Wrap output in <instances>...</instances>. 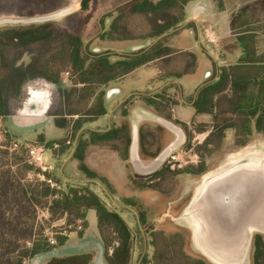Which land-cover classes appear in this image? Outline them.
Returning a JSON list of instances; mask_svg holds the SVG:
<instances>
[{"label":"trees","instance_id":"trees-1","mask_svg":"<svg viewBox=\"0 0 264 264\" xmlns=\"http://www.w3.org/2000/svg\"><path fill=\"white\" fill-rule=\"evenodd\" d=\"M22 1L23 9L19 15L24 19L46 16L48 3L52 4V12H55L75 2ZM127 1L100 19L102 0H82L80 12L62 22L32 23L0 30V118H7L8 98H20L26 83L44 79L62 84V75L68 72L73 85L65 93L66 115L78 117L73 126L77 133L86 124L108 114L106 92L102 89L143 66H157L160 79L164 81L196 74L199 68L196 54L167 46L169 38L160 40L148 51L141 50L130 55L115 52L99 54L87 50L85 34L96 28L97 24L101 27L100 31L103 30L101 38L106 42L156 41L185 22L186 7L195 0H123V3ZM214 1L220 9L225 8L224 0ZM28 3L35 4V9L28 10ZM3 12L4 5H0V14ZM252 16L250 8L246 7L234 15L232 21L233 34L244 51L243 57L236 65L221 66L218 80L201 89L194 101L197 115H209L213 119L212 123H202L195 128L198 134L209 133L205 142L195 148L200 163L185 170H172L165 165L151 175L131 178L137 188L167 194L163 184L167 185V181L172 184L174 176L206 174L207 158L222 148L229 131L234 132L235 143L240 147L247 146L256 134L264 135V53L259 49L258 32L250 28L261 20H254ZM109 19L113 21L107 27ZM35 48L40 50L38 54L34 52ZM13 53H29L30 63L16 65L12 59ZM174 88L175 94L164 91L142 100L171 120L172 108L181 102L179 90ZM127 115L124 112L123 116ZM67 123L63 127H67ZM182 125L188 128V124ZM153 131L152 127L146 125L140 132L142 157L150 161L162 152L157 147L158 139ZM6 138V143L0 142V264H28L34 258L51 252L54 247L49 244L46 230L54 223H66L57 235L58 246H64L68 241L65 231L77 232L80 222L82 229L78 235L83 238L89 228L90 211L97 214L98 230L108 264H133L134 238L131 227L118 209H110L91 188L93 183H64V179L56 173L43 172L31 165L25 150L10 154L6 148L3 149L10 145L13 137L7 134ZM45 142V138L40 137L37 143L45 146ZM131 142L128 122L106 133L84 131L74 158L81 162V171L95 179L96 173L83 163L87 148L99 144L112 146L127 161ZM46 148L52 150L55 156L63 157L69 146L67 140H60L49 142ZM30 175L36 178L32 179ZM39 175L46 180L37 178ZM48 181L61 186V189L53 188ZM40 210H47L50 214L44 224L38 222ZM140 215V225L147 226L145 214ZM150 236L152 240L149 245L154 247L155 252L151 259L145 257L143 264H211L201 256L188 254L180 233L167 235L152 230ZM94 259V254H81L53 259L47 264H93ZM251 262L264 264V236L260 234L253 238Z\"/></svg>","mask_w":264,"mask_h":264},{"label":"rangeland","instance_id":"rangeland-1","mask_svg":"<svg viewBox=\"0 0 264 264\" xmlns=\"http://www.w3.org/2000/svg\"><path fill=\"white\" fill-rule=\"evenodd\" d=\"M2 3L0 4L1 7L4 5V12L3 14H0V30L6 29V28H13L18 27L21 25H27L36 23L34 21H30L28 19H24L20 13V10L23 9V2L22 0H1ZM52 3H54L56 0H50ZM49 1V2H50ZM123 0H102L103 5V11L100 15L101 16L106 14H111L112 10H114L119 4H121ZM82 0H75V2L69 7L70 12L66 16H58L56 18V22H62L65 18H68L69 16H73L80 12V9L82 7L81 5ZM225 6L231 8V10H234L236 8L237 11L235 14H238L243 8L249 7L250 8V14H252V18L254 20H261V22H256L257 24L252 25L250 28L257 31L259 34V49L261 53H264V0H224ZM256 4H259L256 7ZM48 3L49 10L48 14H46L47 18L55 16L57 14L62 13L64 11L61 9L60 11L52 12L54 9ZM27 9L34 10L35 4L28 3ZM68 9V8H67ZM44 11V10H43ZM108 14V15H109ZM41 17V16H38ZM98 19V22H99ZM42 23V22H41ZM45 23V22H43ZM108 27V25H107ZM100 25L97 24V27L94 28L92 31L87 32L85 34V44L87 45V50L89 49L90 52L93 53H107V52H117L118 55H121L119 53V50L125 48L127 46L126 43L129 42H117V43H108L101 38V31H100ZM208 28L205 30L203 29V38L204 42L202 44H199L204 49L209 48V50L213 51L216 56H218V61H223L224 57L226 56V53L224 50L222 51V48H217L209 43L207 41V34L211 35L212 32L207 31ZM216 31V30H215ZM216 34L219 36V39L222 37L223 29L219 28V31H216ZM98 35L96 38L95 36ZM90 42V43H88ZM123 45V46H122ZM232 44L229 45V47ZM238 45L235 44V47L233 49H237ZM232 51V49H230ZM35 53H39L40 50L38 48L34 49ZM111 54V53H110ZM116 54V53H115ZM228 55V53H227ZM14 63L18 66L21 65H28L31 60V55L29 53H13L12 57ZM119 58H113V60H118ZM210 72L212 74L209 75V77L205 76V81L212 80L215 75V68L210 69ZM66 75L65 73L62 75V82L66 86H72V78L68 81H66ZM110 84L107 87L103 88L104 91H110V89L115 87L116 85ZM189 86L187 91V94L184 92V98H180L182 94H180V103L177 110H180V114L176 111V118L173 119V121L165 120V118H159L154 119V121L150 124V127L154 129V136L158 139V145L159 148L162 149V152L165 151L172 143L175 142L177 139V134L174 133L172 130H170L161 119H164L166 122L173 124L180 134L182 135V141L181 143L169 154L168 158L166 159L165 163L156 171L148 174L151 175L157 171H159L163 166L167 165L172 170H185L189 166H196L200 163L201 159L200 157L195 153V148L202 145L205 140L207 139L209 133L205 134H198L195 131V128L197 126H200L202 123H209L213 119L210 117L204 116L201 117H195L193 116L190 120V110L188 107L193 103V99L196 96L198 85H191L187 84ZM64 89L62 87L57 88V93L59 94V97L61 98ZM171 94H175V90L171 91ZM13 97V96H12ZM11 97V98H12ZM139 97H142L139 95ZM139 99V98H138ZM138 99H134L133 103L137 101ZM24 103V99L21 97L19 99H14V104L12 105V109L8 110V116L6 119L0 118V132L6 131L8 132V135L13 137L10 140L11 144L14 140H18L25 143H33V139L38 135V139L36 142H38L40 137H44L45 142V148L47 147V144L50 141L55 140H67V144L69 146L68 151L66 155L63 156V158L59 159V161L56 164V173L59 174L64 162L69 161L72 158V150L75 146L76 141L78 140V143L81 139L82 134H79L74 137L72 129H66L61 132L58 130L56 131L53 127L55 126V118H51L46 124L43 126H34V127H19L14 122V116L13 113L18 108L21 107V105ZM63 104V101H62ZM131 106V105H130ZM129 106V109H130ZM63 106L61 108H57L52 113H55L58 117L57 124L60 126L65 125L67 122H71L73 120H77L74 118H64L63 113ZM181 108V109H179ZM122 114V113H121ZM121 120V117H119L118 121ZM185 120L188 121L189 125L188 128L185 129L182 123H185ZM195 122V125H194ZM68 124V123H67ZM118 124V123H117ZM235 135L233 131L227 132V138L224 141V144L222 148L217 151L212 157L207 158L206 160V166L208 168V172L202 176H194V175H180V176H174L172 184L170 182H166L167 185H164V190H166L167 194H163L159 191L154 190H148V189H140L137 188L136 185H133V182L131 181V178H138V176H147V174L139 173L131 160V163H128V165H124L125 169H120V163L116 159L115 155L111 153L109 150H104L102 148L96 149L90 158L92 163L94 165H98V173L97 178L91 179L88 177V175L85 173L86 177L90 179L89 183H93L91 185V188L99 195L101 198L105 201L107 206L112 209H118L121 212L122 217L127 221L129 226L131 227L133 238H134V259L133 264H143V260L145 257H150V259L153 257L155 249L153 246L149 245V242H151V232L157 231V232H164L167 235H172L176 233H180L183 237V240L185 242V251L193 256H201L208 260L211 264H213L208 258H206L198 249L195 244V232L189 224L187 223V216L191 215L193 212V205L192 202L197 195L200 188H202L205 177L211 174L218 173L220 171H224V169L227 168L229 165V161L233 156H237L240 154H248V153H264V135L256 134L251 142L245 146L240 147L237 146L235 143ZM8 140L5 138L4 140H0L2 143H6ZM70 142V144L68 143ZM1 144V143H0ZM8 150L10 154H13L15 151L10 150V145L7 147H4L3 149ZM46 154V162L47 164H50L52 162V150L47 149ZM100 152H107L102 155H98ZM161 152V153H162ZM160 153V154H161ZM71 161V160H70ZM154 162L150 161V165ZM91 163V164H92ZM264 163V161H263ZM131 164V165H130ZM149 164H146L148 166ZM81 168V165L80 167ZM140 181V180H139ZM96 184V185H95ZM130 204L132 206H130ZM48 212L47 210H40L38 213V222L40 224H44L49 219H46L44 217V213ZM144 213L147 218V226H141L140 225V214ZM46 215V214H45ZM90 219L92 222V225L97 228V219L95 213H90ZM66 224V223H65ZM62 222L54 223L53 227L48 228L46 230H49L51 233H53L54 237L57 240V235L61 233L60 231L62 228ZM55 229L56 231H54ZM58 229V231H57ZM140 232H139V230ZM256 231L252 235V240L250 247L247 251L246 256L244 259L239 263L242 264H252L251 262V250H252V242L253 238L256 234H260L264 236V229H255ZM150 231V232H149ZM64 233V232H62ZM149 233V234H148ZM66 235H69L67 231H65ZM90 234V233H89ZM144 239V242L142 241ZM90 242L95 245V234H90ZM58 243V241H57ZM72 246H78L79 243L77 240L72 241ZM53 250L49 253L43 254L41 256H38L31 260L28 264H47L49 261L53 259L58 258H64L69 257L70 255H73L74 252H71L68 247L60 248L58 244L53 246ZM97 248V246L95 245ZM71 248V247H70ZM98 249V248H97ZM99 250V249H98ZM100 253V252H99ZM104 255L98 256L94 264H106L104 261Z\"/></svg>","mask_w":264,"mask_h":264},{"label":"crops","instance_id":"crops-1","mask_svg":"<svg viewBox=\"0 0 264 264\" xmlns=\"http://www.w3.org/2000/svg\"><path fill=\"white\" fill-rule=\"evenodd\" d=\"M128 2L129 1L125 3L122 2L111 12H114L116 9H118L119 7H121L122 5ZM70 6L64 8L63 10L71 11L69 8ZM237 9L238 8L231 10V8L227 6H225L224 9H220L214 0H195L186 7L185 22L182 23V25H180L177 29L162 36L164 38H169L167 42V46L176 48L178 50L192 52L196 54L198 58V62H199V68L196 74L191 75V76H186L181 79L164 81L160 79V70L158 69L157 66H155L154 64L143 66L142 68L137 69L136 71L132 72L126 77L121 78L118 81L110 83V84L115 83L114 85L116 86L114 88L112 87L110 91L109 90L105 91L108 114L104 117H101L97 121L86 124L84 128L77 133L74 132V127H73L74 121L76 120H73L71 125H69L70 122H68L67 127H63V125L59 126L57 124L58 117L54 115L55 113H52V111H54L55 109L61 108L63 106L62 108L63 117L70 118L66 115L65 93H66V90L70 89L72 86L71 87L66 86L63 84L64 82H62V84H54L44 79H38V80L26 83V85L23 87L20 97L24 99V103L21 105L20 108L14 111L13 113L14 122L19 127H23V128L43 126L51 118L56 117V121L54 124L55 126L53 128L56 131L58 130L59 132L66 130V129H72L74 137L76 136V134L77 135L82 134L84 131H90V132H96V133H106V132H109L113 127H120L124 123L128 122L130 125V132H131V139H132V142L129 148V160L124 161L119 151L115 150L112 146L99 144V145H91L87 148V150L84 153L85 159L83 163L84 165L87 166V168L90 171L96 173L99 176L98 165H94V163H92L90 158L92 157L96 149L102 148L106 151L107 150L111 151V153L115 155L116 159L120 163V169L123 170V172L125 169L124 165H128V163H131V160L134 165V150H135V153L138 155L140 162L145 167L150 166V159H144L141 153L142 151L141 150V134H140L141 128L146 125L148 126L152 125L150 123H152L154 119H159L160 117L165 118V120L173 121V119L176 118V111L178 112V114H180V110H177L179 105L174 106L171 110L172 119L170 120L160 115L159 113H157L153 108L149 107L142 100V98L154 97L164 91H167L169 94H171V91H174V90L176 91L174 86L177 87V89L179 90V93L182 94L180 98H184L185 94L183 93V90L187 94L186 89L187 90L189 89L188 88L189 86H187V84H191L193 86L198 85L199 87H198L196 96L193 99V103L190 105V107H188L190 110L189 113L191 116L190 120L192 119L193 116L200 117V118L207 116L212 119V116H209V115H197L196 110L194 108V101L196 100L197 95L201 90L200 89L201 86H203L204 84L209 85L210 83L218 80L221 66L236 65L237 62L244 55V51L242 47L240 46V44L237 42L236 35L233 34V30H232V21H233L234 15H236L235 12L237 11ZM41 17H47V16H41ZM55 20H50V21H55ZM112 21H113L112 19H109L107 21L108 27L111 25ZM206 28H208L207 29L208 32H212L211 35L207 34V41H209L210 37L214 38L215 42L212 44L209 41V43L217 48L218 47L222 48V51L224 50V52L226 53V56L224 57L223 61H218V56H216V54H214L213 51L209 50V48L204 49L202 46L199 45L205 41L203 38V29L205 30ZM219 28L223 29L224 34L220 36L222 37V39L221 38L219 39V36L216 34V31H219ZM101 32H103L102 29H101ZM161 38L157 39L156 41H153V40L124 41V42H129V43H126L127 46L119 50V53H121V55H130V54L139 52L141 50L148 51L154 45H156L160 41ZM108 43H113V42H108ZM114 43H117V42H114ZM236 43L238 47L237 49H233ZM230 44H232L231 46L233 47H229ZM230 49H232V51H230ZM214 68L216 72L215 77L212 80L206 82L205 76L208 75L207 77H209V75L212 74L210 72V69H214ZM58 87H62V89L65 90L61 98L59 97V94L57 93ZM170 87H173V88H170ZM33 91L38 92L40 95L43 96L44 98L43 101L45 103V106L44 108L42 107L41 110H39L36 113V115H32L30 117L25 118L22 116V113H23L26 103L31 99V93ZM139 95H141L142 97H139ZM11 97H9L7 101L8 110L12 109L13 107L12 105L14 104V99L17 100V98L15 97L11 98ZM135 98L136 99L139 98V99L133 103V100ZM62 101H63V104H62ZM129 106H130V109H129ZM124 112H127L128 115L123 116ZM119 117H121L120 121H118ZM75 118L78 119V117H75ZM161 120L165 121L164 119H161ZM190 120H185L186 121L185 123L189 125L188 121ZM209 123H212V121ZM37 139H38V135L35 137V139H33V143L36 142ZM55 141H60V140H55ZM50 142H54V140ZM77 147H78V140L76 141L75 146L72 150V158L70 159L71 161L69 160L67 162H64L59 174L56 173L55 167L59 159L63 157L55 156L52 151V154H51L52 162L48 165L52 167L53 173H56L57 175L61 176L62 179H64V183L71 182L74 184L75 183L85 184L90 181V179L86 177L85 173L81 171V169L79 168L81 165V162L74 158ZM104 153H107V152H104V151L100 152L99 150L98 155H102ZM146 164H149V165L146 166ZM90 213H95L96 215L97 228H95V226L92 225V222L90 219ZM44 217L46 219H49L50 218L49 212L44 213ZM88 222H89V228L86 231L85 236L83 238L79 237L78 231L70 232L69 235H67L68 236L67 243L64 245V247L62 246L61 247L66 248V249L68 247L69 250L71 249L70 251L74 252V254L70 256L81 255V254H94L95 255V259L93 262L94 264L98 256H101V255L103 256L105 254V248H104L102 239L99 234L98 218H97V214L95 211L89 212ZM64 224H65V221H62V225ZM89 233L95 234V240H96L95 245L97 246L99 250L95 247L93 242L92 243L90 242ZM74 239L78 241L79 243L78 246L71 245ZM104 258H105V255H104ZM104 261L106 264H108L106 259H104Z\"/></svg>","mask_w":264,"mask_h":264},{"label":"water","instance_id":"water-1","mask_svg":"<svg viewBox=\"0 0 264 264\" xmlns=\"http://www.w3.org/2000/svg\"><path fill=\"white\" fill-rule=\"evenodd\" d=\"M69 12L66 10L52 17H37L29 20L43 23L55 20L58 16H66ZM206 85L204 84L200 89ZM43 100L42 95L33 91L22 116L26 118L36 115L45 106ZM179 137L182 139L180 132ZM177 146V142L172 143L148 167L140 162L134 150L135 168L139 173L147 175L156 171ZM169 148L171 150L160 160ZM226 171L203 186L200 196L192 202V214L201 221L206 238L213 246L220 250L237 252L242 250V246H245L249 238L251 244L254 229H264V163L234 167Z\"/></svg>","mask_w":264,"mask_h":264},{"label":"bare ground","instance_id":"bare-ground-1","mask_svg":"<svg viewBox=\"0 0 264 264\" xmlns=\"http://www.w3.org/2000/svg\"><path fill=\"white\" fill-rule=\"evenodd\" d=\"M170 130H172L174 133L177 134V139L175 140V142H177V145H179L182 141L181 137H179V132L178 129L171 123H168L166 121H162ZM174 142V143H175ZM169 150H171V148L168 149V151L164 152L162 158L160 160H162L164 158V156L167 154V152H169ZM264 161V153H246V154H240L237 156H233L230 161H229V165L227 166L226 169H224V173L226 170L228 169H234L237 167H241V166H247V165H259L261 163H263ZM222 171L215 173V174H211L205 177V181L203 186H205L208 182H210L211 180L221 176L223 174ZM227 172V171H226ZM202 186V188H204ZM202 188L199 189L197 195L194 198V201L197 200V198L200 196L201 192H202ZM187 216V223L189 224V226L191 227V229H193V231L195 232V244L197 246V249L206 257L208 258L213 264H242L239 263L240 260L244 259V257L247 254L248 251V247L250 245V238L248 239V241L246 242L245 246H242V250H239L237 252H234V250L230 251H226V250H220L217 249L215 246H213L210 241L208 240V238H206L205 235V230L202 226L201 221L197 218V216L195 214H191L186 215ZM256 230L254 229V231H252L253 233ZM241 260V261H242Z\"/></svg>","mask_w":264,"mask_h":264},{"label":"built area","instance_id":"built-area-1","mask_svg":"<svg viewBox=\"0 0 264 264\" xmlns=\"http://www.w3.org/2000/svg\"><path fill=\"white\" fill-rule=\"evenodd\" d=\"M209 41L213 44L215 42V39L214 38H209ZM66 75V81H68L70 79V74L67 72L65 73ZM8 132L6 131H2L0 132V140H4L7 136ZM70 144V142H68ZM56 148H58V146H56ZM10 150L13 152H19L21 150H25L26 151V158H27V161L41 169L43 172H52V167L49 166L46 162V154H47V150L45 148V146L43 145H40L38 144L37 142H34V143H25L23 144L22 142L18 141V140H14L11 144H10ZM30 177L32 179H35L36 176L35 175H30ZM37 178H39L40 180H43L45 181V177L44 176H37ZM49 183H51L52 187L53 188H57V189H61V186L53 183L52 181H48ZM81 222L79 223V226L77 228V231H80L82 229V226H81ZM47 237H48V241H49V244L51 246H56L58 243H57V240L56 238L54 237L53 233H51L49 230L47 231L46 233Z\"/></svg>","mask_w":264,"mask_h":264}]
</instances>
